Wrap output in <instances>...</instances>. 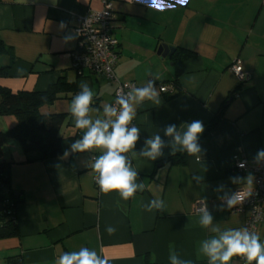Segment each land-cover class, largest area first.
Masks as SVG:
<instances>
[{"label":"crops","instance_id":"1","mask_svg":"<svg viewBox=\"0 0 264 264\" xmlns=\"http://www.w3.org/2000/svg\"><path fill=\"white\" fill-rule=\"evenodd\" d=\"M103 1L0 0V37L9 48L0 55V64L13 57L9 76L0 78V85L12 91H42L60 79L74 83L75 91L61 93L52 105L40 108L45 114L69 113L72 97L87 83L94 93L88 115L103 118L115 84L88 71L78 74L70 57L81 51L77 39H63L72 35L76 17L101 9ZM111 1L118 40L116 76L136 87L153 80L161 100L136 106L133 125L139 138L123 154L143 188L127 200L116 191L101 193L91 167L100 149L73 152L68 147L67 156L41 160L8 140L3 158L11 162L10 185L21 201L15 207L18 236L0 239V264H56L62 252L82 247L109 257L108 264H171L170 254L181 262L208 264L200 242L217 235L213 228H242L248 216V210L221 211L217 206L225 193L254 186L247 183L250 174L232 169V155L254 159L257 150L264 149V0ZM162 45L173 47V54L183 48L193 56L175 63L173 54L166 58L158 53ZM235 59L251 79L240 82L230 71ZM174 80L179 90H159V84ZM193 120L203 122L199 159L173 153L170 146L155 161L138 155L152 135L170 139L163 134L168 124L180 129ZM14 123L12 115L0 116V130ZM84 131L75 128L69 113L59 135L74 143ZM179 155L181 161L170 160ZM232 176L241 181L230 182ZM220 185L224 187L218 192ZM155 199L163 206L147 211ZM202 202L213 216L207 229L198 224L196 206ZM109 227L115 231L108 233ZM256 234L264 241V219ZM244 262L234 256L230 264Z\"/></svg>","mask_w":264,"mask_h":264},{"label":"clouds","instance_id":"2","mask_svg":"<svg viewBox=\"0 0 264 264\" xmlns=\"http://www.w3.org/2000/svg\"><path fill=\"white\" fill-rule=\"evenodd\" d=\"M181 3H187V0H181ZM60 27H65L63 22ZM63 39L68 42L74 40L75 36L67 35ZM239 72L240 69H237V73ZM79 89V92L72 97L68 111L74 119L75 128L85 131L79 140L71 144V150L81 152L92 148L100 149L101 154L91 165L93 172L96 173L94 177L96 185L101 193L116 191L121 199L127 200L138 189L143 188V184L135 182L137 172L130 166L127 156L123 155L135 147L139 138V129L129 125L136 116L137 105L145 100L160 104L159 92L154 87L153 80H148L144 86L132 87L127 94H123L121 90L113 104L104 105L103 118L92 119L88 113L94 99L93 90L87 83H81ZM116 105H119V109ZM202 132L203 122L200 120L185 122L180 129L175 124H168L163 129V134L170 139L166 142L159 134H154L144 141V147L138 155L155 161L163 155L162 149L170 146L173 153L179 151L199 159L202 148L198 142V134ZM67 155L68 153L65 152L64 156ZM254 160L257 163L264 162V149L257 150ZM229 180L232 183H239L241 178L232 176ZM247 183L250 188L253 186L252 176L248 177ZM223 187L220 185L216 190L219 192ZM249 195L251 191L225 193L219 197L223 204L217 206L218 210L232 208ZM163 203L159 199L151 200L146 210L160 209ZM198 212L199 226L207 229L213 223L212 214L203 202ZM107 231L112 233L115 229L109 227ZM212 231L217 235L202 240L199 247V251L207 257L208 264H230L234 256L243 257L248 264H252L253 261L256 264H264V241L255 232H250L247 228H229L223 231L213 228ZM169 260L171 264H190L188 261L181 262L174 254H170ZM108 262L109 257L101 258L96 251L82 247L78 251L62 252L56 264H108Z\"/></svg>","mask_w":264,"mask_h":264},{"label":"trees","instance_id":"3","mask_svg":"<svg viewBox=\"0 0 264 264\" xmlns=\"http://www.w3.org/2000/svg\"><path fill=\"white\" fill-rule=\"evenodd\" d=\"M113 28L112 36L115 38ZM117 47L118 44L115 47L116 52ZM8 50L9 48L0 37V55L7 53ZM191 56H193V52L177 48L173 59L176 63ZM12 62L13 57H10L6 64H0V78L9 76ZM171 84L174 86V90H179L176 80ZM75 90L74 83H67L61 79L42 91H12L10 88L0 85V116L12 115L15 118V123L11 128L0 130V239L18 236L15 207L21 201L10 185L11 162L3 158V146L8 140L14 139L26 154L34 153L41 160L61 157L65 149L70 147L74 141L73 138L63 139L59 135L61 126L69 113L43 114L40 112V108L44 105H52L61 93ZM216 119L217 117L211 121L205 132L214 126ZM181 159V155L178 158H170L175 163ZM244 264H248V262L245 261ZM252 264H256V262L253 261Z\"/></svg>","mask_w":264,"mask_h":264},{"label":"built area","instance_id":"4","mask_svg":"<svg viewBox=\"0 0 264 264\" xmlns=\"http://www.w3.org/2000/svg\"><path fill=\"white\" fill-rule=\"evenodd\" d=\"M114 18V8L111 0H104L102 8L91 10L85 15L78 16L74 25L70 27L71 34L77 39L80 52H72L71 65L78 74L82 71H91L92 73L107 79L115 84L113 99L114 103L119 92L127 94L132 87H136L133 81H121L114 72V66L118 59V53L115 47L118 41L112 36ZM230 71L240 82L251 79V73L242 68L241 61L235 59L229 66ZM237 69L240 72L237 73ZM159 90L164 93H170L174 90L171 83L159 84ZM119 109V105H116ZM133 126V121L129 127ZM101 154V151L91 158V163ZM231 167L233 170L248 173L253 177V189H237L235 192H249L241 203L234 205V211L248 210V216L242 228H247L250 232H255L258 225L264 219V162L257 163L254 159H247L239 153L232 155ZM243 166H240V165ZM96 173H94V177ZM95 182V179H94ZM96 184V183H95ZM199 209V206H196ZM244 262L245 259L240 257Z\"/></svg>","mask_w":264,"mask_h":264},{"label":"water","instance_id":"5","mask_svg":"<svg viewBox=\"0 0 264 264\" xmlns=\"http://www.w3.org/2000/svg\"><path fill=\"white\" fill-rule=\"evenodd\" d=\"M173 52H174V48L167 45H162L158 48V53H160L162 56L166 58H170Z\"/></svg>","mask_w":264,"mask_h":264}]
</instances>
